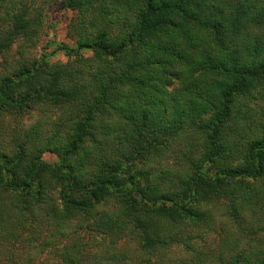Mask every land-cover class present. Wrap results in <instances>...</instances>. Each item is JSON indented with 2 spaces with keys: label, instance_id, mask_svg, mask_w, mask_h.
<instances>
[{
  "label": "trees",
  "instance_id": "16d2710c",
  "mask_svg": "<svg viewBox=\"0 0 264 264\" xmlns=\"http://www.w3.org/2000/svg\"><path fill=\"white\" fill-rule=\"evenodd\" d=\"M54 1L0 0V264H149L174 246L182 264H264L262 241L214 262L190 244L219 204L264 232V0H63V63L24 50ZM76 221L91 236L56 248Z\"/></svg>",
  "mask_w": 264,
  "mask_h": 264
},
{
  "label": "rangeland",
  "instance_id": "374dc122",
  "mask_svg": "<svg viewBox=\"0 0 264 264\" xmlns=\"http://www.w3.org/2000/svg\"><path fill=\"white\" fill-rule=\"evenodd\" d=\"M63 0H55L53 4L45 10L44 15V26L38 37L36 45L32 48L24 49L28 51L30 55L36 57L40 56L41 53L49 55V60L52 62L59 61L65 62L66 56L60 51V47L63 44L72 45L73 42L68 39L66 35L67 25L73 17V12L67 10L63 6ZM22 42H17L13 45L11 52L8 54V58H18L20 56L19 46ZM88 54V53H86ZM42 113L39 109H34L29 113L25 114L20 120V128L22 130L28 129L37 120L42 117ZM43 158L46 161L53 162L55 157L51 154H45ZM218 211L215 216V225L211 227V230L197 233L196 238L190 241L195 252H199L200 255L206 258L208 262H214L215 259L220 257L226 252L228 248L240 250L247 244H256L259 241L264 242V232L261 231L260 227L250 226L242 223L241 225L235 224L223 215V205H217ZM105 209V208H104ZM227 218V219H226ZM38 220L33 221V225L37 226ZM86 222L76 221L70 223L64 228L63 238H55L54 244L56 248H61L62 245L67 244L69 238L80 234L81 237L86 236L87 238L91 235L86 230ZM91 233V232H90ZM192 235H195L194 233ZM42 241V240H40ZM22 245H15L14 254L16 259L20 260L23 258ZM17 249H19L17 251ZM197 252V253H198ZM168 253V254H167ZM165 255L155 256L151 258L149 264H182L185 262L189 263V259L192 258L191 253L185 252L183 246H174ZM198 254V255H199ZM46 252L39 254L34 264H38L43 258H47ZM52 256H49L48 263L46 264H58Z\"/></svg>",
  "mask_w": 264,
  "mask_h": 264
}]
</instances>
